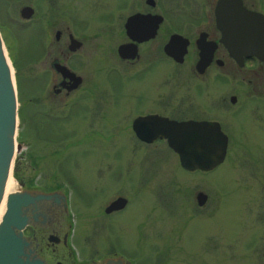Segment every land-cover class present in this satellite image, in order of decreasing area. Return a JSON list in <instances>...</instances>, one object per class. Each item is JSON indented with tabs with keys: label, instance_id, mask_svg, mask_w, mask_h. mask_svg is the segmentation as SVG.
Listing matches in <instances>:
<instances>
[{
	"label": "flooded vegetation",
	"instance_id": "flooded-vegetation-1",
	"mask_svg": "<svg viewBox=\"0 0 264 264\" xmlns=\"http://www.w3.org/2000/svg\"><path fill=\"white\" fill-rule=\"evenodd\" d=\"M72 1L76 0H27L17 9L19 16L12 17L11 21L7 11L3 9V5L7 7L8 1L0 0V17L2 13L9 22L3 26L11 34L12 53L19 51L17 47L20 40L17 33L25 32L29 37V52L30 50L34 52L30 56L31 62L33 56L38 54L44 59L41 75L37 76L38 79L33 78V86H38L36 80L42 84L40 85L43 89L42 100L46 101L51 109L63 107L66 114L72 117L75 115L95 118L105 112L110 117L109 129L115 131L112 136L121 132L128 134V141L117 138L114 143L133 149L160 146L173 151L166 138L156 136L155 123L153 126L143 124L134 126L135 120L140 117L156 116L176 121L217 122L227 136L226 154L220 165L229 159L232 147L236 150V157L239 148L244 147L250 151L248 153L250 161L246 160L248 163L246 165H249L251 171L248 177H253L254 196L257 198L260 196V199L253 203V209L257 215L264 214V60L256 57L244 58L241 65L221 42L222 29L231 27V24L236 26L234 23L236 14L231 16L230 12L218 16L216 7L219 0H181L177 8H170L166 3L168 0H82L84 3L81 5H76ZM229 1L232 6L239 3L247 11L259 13L264 17V0ZM25 6L31 9L26 18L21 15V10ZM81 8L93 12L91 18L94 19L97 29L95 35L121 38L115 51L119 59L133 70L132 77L128 76L126 83L118 69L111 67L107 70L106 78L111 75L119 77L118 88L115 91H111L109 86H106L105 90H100L97 68L94 66L91 70L85 68L84 60L94 59L91 54L95 52H91L90 47L87 48L89 35L85 32L86 29H91V26L87 20L79 17L80 12L84 11L83 9L80 11ZM226 15L230 23L219 22V19H225ZM67 17L73 19L74 26L65 23ZM76 25L79 27L78 30ZM152 31L154 34L150 38L134 40L135 37L146 36ZM0 32L5 41L1 28ZM173 35H180L187 40L181 60L174 59L164 51V46ZM32 41L35 45L40 42L38 48L32 47ZM132 42L136 45L137 53L134 57L122 58L118 48ZM150 45L155 46L154 51L160 49L171 62L175 68L174 77L177 81L195 80L199 84L195 86L196 91L200 92L198 94L152 92L158 85L157 80L153 78V81L152 79L146 81L143 77L154 67L157 60L153 57L148 61L149 66L141 65V69L135 68L142 59V49ZM175 46L180 45L176 43ZM107 49L112 52L113 47L110 45ZM201 53L205 55L204 62L201 61ZM57 66H64L67 70H60ZM71 73L74 74L72 78L69 76ZM242 80H247L257 92L245 94L242 98L238 89H235L241 86ZM226 85L234 90L226 94ZM50 108L43 111V116L48 124H53L51 118L60 115L51 114ZM138 129H144L154 135L149 137L150 140H144L137 134ZM238 129L242 131L245 129L239 137L240 141L244 139L246 141L248 138L253 141L242 143L234 140V133ZM258 150L262 151V155L258 154ZM131 181L135 180L129 177L95 179L93 193H90L83 184L74 183L71 190L80 205L93 202L98 204L102 201L90 223L91 249L86 245L87 247L76 250L77 254L70 233L73 225L71 222L73 206L68 193L62 188L46 189L40 187L38 183H32V188H26L29 193H57V197L36 200L24 207L28 220L27 230L23 231V235L29 240L31 255L40 258L43 264H141L138 258L144 254H130L118 245L125 228H128L124 218L119 216L132 201L128 195ZM105 192L108 197L103 199L101 193ZM197 194L198 192L195 200L198 205ZM118 197L127 200L125 206L107 212L106 208ZM208 200L207 195L204 205L198 207H206ZM143 226L144 222L140 220L134 226V230L140 231Z\"/></svg>",
	"mask_w": 264,
	"mask_h": 264
},
{
	"label": "rangeland",
	"instance_id": "rangeland-1",
	"mask_svg": "<svg viewBox=\"0 0 264 264\" xmlns=\"http://www.w3.org/2000/svg\"><path fill=\"white\" fill-rule=\"evenodd\" d=\"M7 1V7L3 5V9L12 21V17L19 16L17 9L27 0ZM81 1L72 2L81 5L84 3ZM180 1L168 0L166 3L170 8H177ZM83 10L79 17L87 20L91 26L86 32L84 29L85 34L89 35L87 48L95 52L91 54L94 59L84 60L85 68H97L100 90L109 86L111 91H115L119 77L111 75L106 78L107 70L111 67L118 69L125 83L128 76L132 77L133 70L119 59L115 51L121 38L95 35L97 29L91 18L93 12ZM0 18V28L7 55L13 63L20 97L16 141L21 144V149L15 152L11 176L17 184H23L20 186L22 190L32 188V183H38L40 187L62 188L68 193L73 206L70 233L75 252L86 245L91 249L90 223L102 201L80 205L71 190L74 183L83 184L93 193L95 179L129 177L135 180L129 183L128 195L132 201L119 216L124 218L128 228H125L118 245L130 254H144L138 258L141 264H264V214L257 215L253 209V203L260 196H254L253 177H248L251 171L246 165L250 161L247 148H239L236 157V150L232 147L229 159L212 171L190 173L182 169L178 156L170 149L160 146L133 149L115 144L117 138L128 141V134L121 132L112 136L115 131L109 129L110 117L105 112L95 118L72 117L66 114L63 107L51 109L42 100V84L36 80L39 84L33 86V78L38 79L43 70L42 55L33 56L31 62L30 56L34 52H29V37L25 32L17 33L19 51L12 53L11 34L3 26L9 22L2 13ZM67 18L65 23L74 26L73 19ZM76 29H79L78 25ZM31 44L37 47L40 42L35 45L32 41ZM110 45L112 52L107 49ZM154 48V45L144 47L142 59L135 67L141 69L142 66H149L148 61L153 57L157 60L143 77L146 81L157 80L158 85L152 92L198 94L197 81H177L171 62L160 49L154 51ZM252 87L247 80H242L241 86L235 89L243 98L245 94L257 92ZM230 90L234 88L229 89V85H226L225 93ZM46 108H50L51 114L60 115L51 118L53 124H48L43 116ZM243 131H235L234 140L242 143L253 141L251 138L240 141ZM258 154L262 155V151L258 150ZM199 191L209 197L204 208L196 204L195 195ZM101 194L103 199L108 197L106 192ZM140 220L144 222L142 230H134Z\"/></svg>",
	"mask_w": 264,
	"mask_h": 264
},
{
	"label": "water",
	"instance_id": "water-1",
	"mask_svg": "<svg viewBox=\"0 0 264 264\" xmlns=\"http://www.w3.org/2000/svg\"><path fill=\"white\" fill-rule=\"evenodd\" d=\"M31 9L25 6L21 10L22 17L29 16ZM231 12V13H230ZM235 15L236 26L222 29L221 42L228 49L239 64L244 58L256 57L264 60V17L256 12L247 11L239 3L231 4L229 0H219L216 14ZM238 14V15H237ZM219 22H227L219 19ZM154 31L146 36L140 35L134 40L142 41L153 36ZM182 41V43L180 42ZM178 43V47H176ZM187 40L180 35L171 36L164 46V51L176 60H181L185 53ZM122 58L134 57L137 53L136 45L123 44L118 48ZM201 61L205 55L201 53ZM60 70L66 69L60 66ZM73 73L69 74L72 78ZM78 81V79H76ZM157 126L156 136L164 137L177 154L180 166L186 171L209 172L218 167L224 160L227 148V136L222 132L217 122L210 121H176L168 118L147 116L135 120L137 124ZM18 128V93L14 69L7 55L6 47L0 32V207L5 199L6 182L13 168L15 152L20 151L21 144L16 141ZM137 134L144 140L154 134L138 129ZM19 188L6 195L5 210L0 220V264H43V261L29 250V240L23 235L27 230L28 220L24 207L36 200L53 199L57 193L31 194ZM207 195L198 192V205H204ZM127 200L118 197L109 204L106 211L125 206Z\"/></svg>",
	"mask_w": 264,
	"mask_h": 264
},
{
	"label": "bare ground",
	"instance_id": "bare-ground-1",
	"mask_svg": "<svg viewBox=\"0 0 264 264\" xmlns=\"http://www.w3.org/2000/svg\"><path fill=\"white\" fill-rule=\"evenodd\" d=\"M12 170H13V168H12ZM11 175H12V171H11V174L9 175V178L7 179V182H6L5 199H4V201L0 207V220H1V217H2L3 212L5 210L6 195L10 192H15L18 188V184L16 183V181L13 179V177Z\"/></svg>",
	"mask_w": 264,
	"mask_h": 264
},
{
	"label": "trees",
	"instance_id": "trees-1",
	"mask_svg": "<svg viewBox=\"0 0 264 264\" xmlns=\"http://www.w3.org/2000/svg\"><path fill=\"white\" fill-rule=\"evenodd\" d=\"M15 64H16V61L14 60ZM18 100H20V97L18 96Z\"/></svg>",
	"mask_w": 264,
	"mask_h": 264
}]
</instances>
